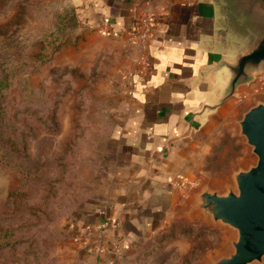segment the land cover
Instances as JSON below:
<instances>
[{"label":"rangeland","instance_id":"rangeland-1","mask_svg":"<svg viewBox=\"0 0 264 264\" xmlns=\"http://www.w3.org/2000/svg\"><path fill=\"white\" fill-rule=\"evenodd\" d=\"M73 16L71 0H0V264H81L69 224L101 186L122 87L141 70L133 44L92 43ZM253 87L241 88L219 133H201L194 173L182 175L194 184L177 186L188 201L128 264H212L231 251L235 232L193 204L204 188H235L234 168L254 164L234 119L262 98Z\"/></svg>","mask_w":264,"mask_h":264},{"label":"crops","instance_id":"crops-1","mask_svg":"<svg viewBox=\"0 0 264 264\" xmlns=\"http://www.w3.org/2000/svg\"><path fill=\"white\" fill-rule=\"evenodd\" d=\"M71 4L78 27L92 43L99 37L126 43L137 17L151 13L156 19L148 66L129 71L126 85H121V112L103 159L101 186L73 213L69 224L81 264L115 260L128 264L130 251L163 229L177 204L188 201L174 177L194 173L192 167L198 164L194 151L205 146L199 142L201 133H214L209 139L219 133L217 129L235 112L234 101H242L241 88L246 85L215 110L205 108L228 78L217 62L232 55L217 0H71ZM253 83L250 95L260 94ZM240 117L234 118L236 125Z\"/></svg>","mask_w":264,"mask_h":264},{"label":"water","instance_id":"water-1","mask_svg":"<svg viewBox=\"0 0 264 264\" xmlns=\"http://www.w3.org/2000/svg\"><path fill=\"white\" fill-rule=\"evenodd\" d=\"M230 58L217 62L228 78L211 106L215 110L264 74V0H217ZM239 135L255 156L254 164L233 172L234 187L219 193L208 188L195 194L194 209L213 222L227 225L235 232L231 251L212 264H249L264 256V101L257 100L237 121Z\"/></svg>","mask_w":264,"mask_h":264},{"label":"built area","instance_id":"built-area-1","mask_svg":"<svg viewBox=\"0 0 264 264\" xmlns=\"http://www.w3.org/2000/svg\"><path fill=\"white\" fill-rule=\"evenodd\" d=\"M155 16L151 13H143L137 17V23L135 28L130 31L129 42L137 49V61L141 70L146 69L148 66V43L152 37V31L155 24ZM258 93L262 95L261 100L264 101V74L257 76L255 79ZM174 183L181 189H185L190 185H193V181L187 180L184 176L177 174L174 177ZM114 248V247H113ZM116 250V246L115 249Z\"/></svg>","mask_w":264,"mask_h":264},{"label":"trees","instance_id":"trees-1","mask_svg":"<svg viewBox=\"0 0 264 264\" xmlns=\"http://www.w3.org/2000/svg\"><path fill=\"white\" fill-rule=\"evenodd\" d=\"M73 18L75 19L74 21H73V24H75V21H76V18L73 16Z\"/></svg>","mask_w":264,"mask_h":264}]
</instances>
